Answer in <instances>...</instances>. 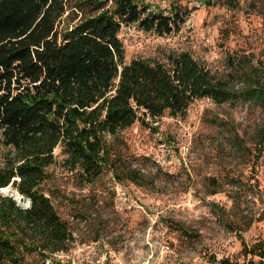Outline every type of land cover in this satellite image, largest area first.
<instances>
[{"label":"rangeland","instance_id":"rangeland-1","mask_svg":"<svg viewBox=\"0 0 264 264\" xmlns=\"http://www.w3.org/2000/svg\"><path fill=\"white\" fill-rule=\"evenodd\" d=\"M143 1L164 13L175 5L184 21L165 34L122 25L124 61L187 51L227 81L232 96L195 99L175 116L140 114L106 135L118 175L108 165L89 184L66 169L57 148L47 187L72 239L51 255L26 252L20 264L259 260L242 247L264 238V98L249 96L264 87V0ZM132 168L135 181L116 177Z\"/></svg>","mask_w":264,"mask_h":264},{"label":"trees","instance_id":"trees-1","mask_svg":"<svg viewBox=\"0 0 264 264\" xmlns=\"http://www.w3.org/2000/svg\"><path fill=\"white\" fill-rule=\"evenodd\" d=\"M183 21L175 5L164 13L143 0H0V264L66 250L72 239L47 187L57 148L66 169L89 184L108 165L118 175L106 135L140 114L175 116L195 99L232 96L228 82L187 51L124 61L122 25L165 34ZM249 96L264 98V87ZM121 173L119 180L140 175ZM242 251L259 259L246 264H264V238Z\"/></svg>","mask_w":264,"mask_h":264},{"label":"built area","instance_id":"built-area-1","mask_svg":"<svg viewBox=\"0 0 264 264\" xmlns=\"http://www.w3.org/2000/svg\"><path fill=\"white\" fill-rule=\"evenodd\" d=\"M22 203H26V206H29V200L25 199ZM204 264H223L222 260H220L219 258H214L208 262H205Z\"/></svg>","mask_w":264,"mask_h":264},{"label":"water","instance_id":"water-1","mask_svg":"<svg viewBox=\"0 0 264 264\" xmlns=\"http://www.w3.org/2000/svg\"><path fill=\"white\" fill-rule=\"evenodd\" d=\"M24 200H25V198L22 195H19L18 196V201L19 202H23Z\"/></svg>","mask_w":264,"mask_h":264}]
</instances>
